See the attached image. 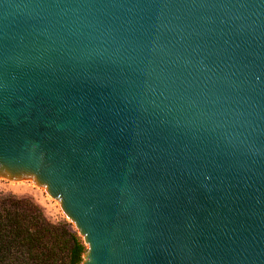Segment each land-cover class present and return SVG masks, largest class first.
I'll return each mask as SVG.
<instances>
[{"label": "water", "instance_id": "1", "mask_svg": "<svg viewBox=\"0 0 264 264\" xmlns=\"http://www.w3.org/2000/svg\"><path fill=\"white\" fill-rule=\"evenodd\" d=\"M0 179L82 264H264V0H0Z\"/></svg>", "mask_w": 264, "mask_h": 264}, {"label": "trees", "instance_id": "2", "mask_svg": "<svg viewBox=\"0 0 264 264\" xmlns=\"http://www.w3.org/2000/svg\"><path fill=\"white\" fill-rule=\"evenodd\" d=\"M86 251L69 222L53 223L32 199L0 191V264H82Z\"/></svg>", "mask_w": 264, "mask_h": 264}, {"label": "rangeland", "instance_id": "3", "mask_svg": "<svg viewBox=\"0 0 264 264\" xmlns=\"http://www.w3.org/2000/svg\"><path fill=\"white\" fill-rule=\"evenodd\" d=\"M0 191L10 192L19 197L32 199L42 208L44 214L51 222L58 223L61 221H67L72 225V229L77 231L75 225L63 212L59 201H54V199L46 192V190H38L36 184L33 181H9L6 179H0Z\"/></svg>", "mask_w": 264, "mask_h": 264}]
</instances>
